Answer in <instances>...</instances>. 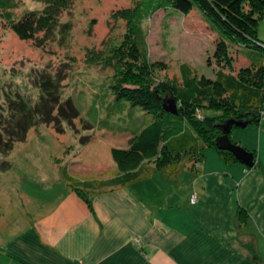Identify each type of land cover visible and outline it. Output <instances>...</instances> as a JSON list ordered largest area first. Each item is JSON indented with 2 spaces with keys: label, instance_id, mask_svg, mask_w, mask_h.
<instances>
[{
  "label": "rangeland",
  "instance_id": "1",
  "mask_svg": "<svg viewBox=\"0 0 264 264\" xmlns=\"http://www.w3.org/2000/svg\"><path fill=\"white\" fill-rule=\"evenodd\" d=\"M139 1L54 0L55 25L46 34L35 35L36 38L44 35L42 45L37 44L36 38L20 39L10 28L9 19H15L26 9L40 11L49 6V0H19L16 9H0V78L15 77L0 89V112H6L4 99L10 90L35 104L41 95L39 89H43L40 81L47 76L54 80L49 94L53 96L52 90L57 87L61 93L59 100L70 99L76 105L74 111L61 115L64 119L59 122L38 119L27 128L23 140L13 142L7 152L0 149V241L14 223L45 215L53 204L64 199L68 187L59 181L62 166L79 178H107L117 174L122 164L112 157L111 149L127 148L137 135L119 126L128 128L136 120L137 124L144 120L146 124L152 122L151 113L146 116L139 106L131 111L127 104L124 109L128 113L124 117L127 123L120 124L115 116L107 118L96 110L100 122L106 120L111 126L93 124L88 115L94 105L93 97L100 96L98 86H140V83L151 86L150 82L165 80L181 85L184 65L197 77L214 78L218 66L213 51L219 32L214 30L209 18L197 6L188 13L160 8L140 23L138 35L132 25V14ZM256 32L264 41V18L259 20ZM245 49L241 52L237 43L229 44L232 73L248 64ZM144 62L153 65L152 70L144 67ZM160 62L166 68H159ZM221 68L229 72L227 67ZM45 90L47 95L46 87ZM175 102L177 105L178 101ZM57 112L54 107L51 114ZM203 112L214 113L207 108ZM192 161L184 158L178 166L194 169L199 162L191 165ZM143 166L153 169V157L146 158ZM184 172L189 175H182L181 185L172 189L174 197L181 194L183 199L190 187L197 184L194 173ZM158 174L152 173L153 176L133 184L139 196L157 205L170 197L164 184H159ZM92 192L82 195L89 198ZM0 260V264H5L3 257Z\"/></svg>",
  "mask_w": 264,
  "mask_h": 264
},
{
  "label": "crops",
  "instance_id": "2",
  "mask_svg": "<svg viewBox=\"0 0 264 264\" xmlns=\"http://www.w3.org/2000/svg\"><path fill=\"white\" fill-rule=\"evenodd\" d=\"M230 140L253 152V167L227 163L208 147L188 170L197 184L184 199L172 189L189 172H152L170 193L158 205L139 196L135 182L90 194L91 209L68 188L45 215L9 228L0 258L5 264H264V116L232 129Z\"/></svg>",
  "mask_w": 264,
  "mask_h": 264
},
{
  "label": "trees",
  "instance_id": "3",
  "mask_svg": "<svg viewBox=\"0 0 264 264\" xmlns=\"http://www.w3.org/2000/svg\"><path fill=\"white\" fill-rule=\"evenodd\" d=\"M18 1L0 0V9H16ZM196 6L209 18L214 30L219 32L213 51V58L218 66L214 78L205 75L197 77L184 65L181 85L173 80H165L162 83L149 81L152 87L141 83L140 86L97 87L101 93L100 96L93 97L94 105L88 115L93 124L97 125L101 121L95 115L96 110H100L107 118L115 116L120 124L127 123L124 120L128 114L124 111L127 104H130L131 111L139 106L146 116L151 113L153 120L149 124L145 123L146 120L137 124L136 120L128 128L119 126L121 130L130 129L137 134L127 148L111 149L112 157L122 164L119 173L107 178H79L69 173L65 166L60 168V181L83 200L89 209L91 201L82 192L94 191L91 193L93 194L105 187L129 185L148 177L153 171L176 177L182 171L193 169V166L179 168L178 164L184 158L194 160L191 165L200 163L208 147L215 149L225 162H235L230 151L219 149L215 145V138L221 134L219 123L229 118L250 119V123H255L264 116V41L256 32L259 20L264 18V0H140L132 14V25L140 35V23L157 9L188 13ZM55 15L56 4L52 0L49 6L40 11H22L15 19H9V25L20 39H34L38 32L46 34L55 25ZM43 39L44 35L36 38L37 44L42 45ZM232 41L241 47V52H245L244 49L247 48L248 64L236 73H232L229 51ZM143 65L152 70L153 65L146 62ZM222 65L227 67L228 73L221 68ZM158 66L166 68L164 62H160ZM13 79L15 80L13 75L0 78V89ZM53 81L52 76L42 78L40 87L43 89H39L41 95L35 104L29 103L19 92H6L9 94L4 99L7 102L6 112H0L1 150L7 152L13 142L23 140L27 128L38 119L59 122L61 118L64 119L61 115L76 109L70 99L63 102L59 100L61 93L57 87L52 90L53 96L50 95ZM45 87L47 95L44 93ZM167 93L178 101L176 113L163 108L162 100ZM54 107L58 112L52 115ZM204 108L211 109L214 113L205 115ZM133 124H137L134 129L131 128ZM99 126L108 128L111 125L103 120ZM234 128L238 126L232 125L231 130ZM190 150L194 151L193 154L189 153ZM148 157H153L154 162V168L149 170L143 166V161ZM237 216L239 219L246 217L243 208H237Z\"/></svg>",
  "mask_w": 264,
  "mask_h": 264
},
{
  "label": "water",
  "instance_id": "4",
  "mask_svg": "<svg viewBox=\"0 0 264 264\" xmlns=\"http://www.w3.org/2000/svg\"><path fill=\"white\" fill-rule=\"evenodd\" d=\"M163 108L166 111L176 113V102L175 99L167 93L163 97ZM250 123V119H240L236 120L234 118L226 119L224 122L219 123V128L221 129V134L215 138V145L219 149L227 150L232 153L235 160L246 167H253L255 163L254 154L252 151L247 150L245 147L232 142L228 136L231 131L232 125L238 127H245Z\"/></svg>",
  "mask_w": 264,
  "mask_h": 264
},
{
  "label": "built area",
  "instance_id": "5",
  "mask_svg": "<svg viewBox=\"0 0 264 264\" xmlns=\"http://www.w3.org/2000/svg\"><path fill=\"white\" fill-rule=\"evenodd\" d=\"M196 199H197V198H196V195H195V194H192V195H191V198H190V201H191V202H195Z\"/></svg>",
  "mask_w": 264,
  "mask_h": 264
}]
</instances>
